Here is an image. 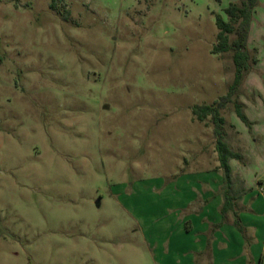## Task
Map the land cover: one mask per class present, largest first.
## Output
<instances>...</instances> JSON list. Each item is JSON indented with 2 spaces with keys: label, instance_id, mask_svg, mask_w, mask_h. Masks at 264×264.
I'll return each mask as SVG.
<instances>
[{
  "label": "rangeland",
  "instance_id": "1",
  "mask_svg": "<svg viewBox=\"0 0 264 264\" xmlns=\"http://www.w3.org/2000/svg\"><path fill=\"white\" fill-rule=\"evenodd\" d=\"M237 1H1L0 264H187L178 178L217 160L214 124L193 108L233 83V51L212 50ZM263 10L257 62L222 110L249 180L264 177Z\"/></svg>",
  "mask_w": 264,
  "mask_h": 264
},
{
  "label": "crops",
  "instance_id": "2",
  "mask_svg": "<svg viewBox=\"0 0 264 264\" xmlns=\"http://www.w3.org/2000/svg\"><path fill=\"white\" fill-rule=\"evenodd\" d=\"M260 39L261 53L264 54V31ZM252 53L255 55V51ZM262 73H264V64ZM202 151L201 154H204ZM199 161L200 159L197 160V167H195L199 169L197 173L188 172L178 178V182L182 181L184 190L187 191V197L180 196L182 210L179 217L182 219L178 228L185 241L184 244L188 246V248L181 246L185 252L187 251L185 263L252 264L250 254L252 236L248 237V234L254 235V231L260 232L258 225L255 224V217L262 214V211L253 208L251 203L253 197L260 191L261 194L257 196L264 205V177L249 180L246 171L243 170L244 166L232 159L229 191L234 198V207L224 213L227 186L225 171L220 168L218 153L217 160L212 167L206 168L203 166L204 163L200 170ZM202 161L204 162V157ZM186 162L189 163L188 160ZM193 166L191 168H194ZM259 179L262 183H259ZM176 190L180 194L183 189ZM257 223L263 225V222L259 220ZM251 251H253V245H251Z\"/></svg>",
  "mask_w": 264,
  "mask_h": 264
},
{
  "label": "trees",
  "instance_id": "3",
  "mask_svg": "<svg viewBox=\"0 0 264 264\" xmlns=\"http://www.w3.org/2000/svg\"><path fill=\"white\" fill-rule=\"evenodd\" d=\"M2 0H0L1 3ZM259 0H238L232 2L225 10L228 20L222 16H217L216 24L219 30L217 36V44L212 52L214 54L227 53L233 51V63L235 65V77L233 83L229 87L226 95L222 96L219 101L214 104L198 105L193 108V114L199 121H205L211 118L214 124V134L216 136V150L220 168L225 171V179L227 190L225 191V203L223 212L233 209L234 198L230 194L231 186V166L232 159L241 160L242 155L239 152L233 151L226 141V133L224 125L226 118L222 115V110L234 101V98L239 95L240 88L243 84L245 76L250 71L253 64L257 62L256 56L248 48V38L253 19V12L257 7ZM235 37L232 39V37ZM238 114L245 119L240 104L236 103Z\"/></svg>",
  "mask_w": 264,
  "mask_h": 264
}]
</instances>
